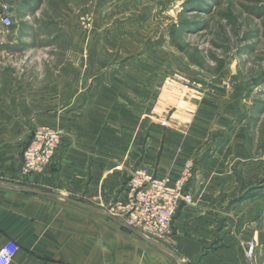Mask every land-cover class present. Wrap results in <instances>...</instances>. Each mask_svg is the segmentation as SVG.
<instances>
[{"label":"crops","instance_id":"0c3cea01","mask_svg":"<svg viewBox=\"0 0 264 264\" xmlns=\"http://www.w3.org/2000/svg\"><path fill=\"white\" fill-rule=\"evenodd\" d=\"M78 27L54 82L0 81V264H264V139L256 144L249 108L200 83L177 95L158 64ZM39 126L60 130L61 147L41 175L22 177ZM187 163L195 201L162 243L95 207L124 200L136 169L174 179Z\"/></svg>","mask_w":264,"mask_h":264},{"label":"rangeland","instance_id":"374dc122","mask_svg":"<svg viewBox=\"0 0 264 264\" xmlns=\"http://www.w3.org/2000/svg\"><path fill=\"white\" fill-rule=\"evenodd\" d=\"M4 6L11 26H0V81L14 75L17 85L38 86L46 75L54 82L61 51L78 46L79 26L97 46L125 47L127 60L158 64L177 95L199 83L216 94L232 90L257 119L251 123L262 144L264 0H0V14ZM1 111L0 104V132Z\"/></svg>","mask_w":264,"mask_h":264},{"label":"built area","instance_id":"2783aa9c","mask_svg":"<svg viewBox=\"0 0 264 264\" xmlns=\"http://www.w3.org/2000/svg\"><path fill=\"white\" fill-rule=\"evenodd\" d=\"M9 13L10 9L4 6L0 14V26L6 29L11 26ZM61 142L60 130L48 126L36 127L22 153L21 176L41 175L53 162ZM191 179L192 167L188 163L174 179L158 178L146 169L139 168L130 176L124 200L108 203L96 201V205L106 215L136 231L143 239L162 243L170 235L179 207L194 204L195 196L187 188ZM262 217L264 218V213ZM253 250L251 243L246 250L249 259L252 258Z\"/></svg>","mask_w":264,"mask_h":264},{"label":"water","instance_id":"95a60500","mask_svg":"<svg viewBox=\"0 0 264 264\" xmlns=\"http://www.w3.org/2000/svg\"><path fill=\"white\" fill-rule=\"evenodd\" d=\"M89 209H92V210H98L97 208H94V207H88ZM108 216V215H107ZM109 218H111L112 220L118 222L120 225L124 226L126 229H128L129 231L139 235L140 237H142L140 234H138L136 231H134L133 229H131L130 227L124 225L123 223L119 222L117 219L113 218V217H110L108 216ZM143 238V237H142Z\"/></svg>","mask_w":264,"mask_h":264}]
</instances>
